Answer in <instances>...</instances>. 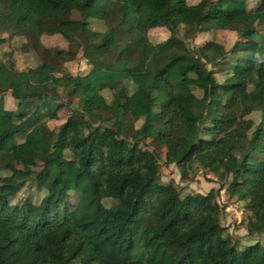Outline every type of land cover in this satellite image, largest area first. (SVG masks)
<instances>
[{"label": "trees", "instance_id": "1", "mask_svg": "<svg viewBox=\"0 0 264 264\" xmlns=\"http://www.w3.org/2000/svg\"><path fill=\"white\" fill-rule=\"evenodd\" d=\"M71 12L77 21L56 25ZM10 17L37 50L42 35L84 34L88 20L111 26L101 44L81 45L88 71L28 69L38 91H12L13 111L14 70L0 63V264H264V33L254 27L264 0H0V29ZM180 27L231 30L236 41L189 46ZM153 29L168 37L153 43ZM63 108L82 121L50 129ZM28 138L50 183L17 201L34 178L15 163ZM150 146L181 178L198 167L219 189L181 195L161 183ZM222 189L247 214L244 246L220 224Z\"/></svg>", "mask_w": 264, "mask_h": 264}, {"label": "rangeland", "instance_id": "2", "mask_svg": "<svg viewBox=\"0 0 264 264\" xmlns=\"http://www.w3.org/2000/svg\"><path fill=\"white\" fill-rule=\"evenodd\" d=\"M187 1L189 3H196L199 0ZM253 3L250 2L249 4L252 5ZM78 19L79 15L76 12L64 13L58 17L56 25L65 21H77ZM13 24V17L6 18L2 21V25L9 27V29H0V39L4 40L0 46V63H4L13 68L15 78L12 89H8L5 93L4 100L7 111H13L16 107V101L12 95V91L17 96L38 91V87L29 82L27 70L37 67L42 62H48L60 72L71 75H78L88 71L89 68L80 51L81 45L83 43L101 44L105 32L111 26L109 22L88 20L87 31L84 34L74 30L68 32L65 36L59 34L42 35L40 37V44L43 48L37 50L27 37L16 33ZM254 27L258 32L264 33V18L258 20ZM187 32L186 29L180 27L179 36L189 46H199L207 42H214L228 50L236 41V35L231 30L205 29L193 33V35L191 33L186 34ZM148 34L153 43L162 42L168 37V33L162 29H153ZM57 51L66 53L67 55L65 57L68 61L58 63L54 58V54ZM0 87H6V84H0ZM65 93V87L59 85L55 95H58L61 101L64 102ZM72 116L74 121H82L80 114H73L72 108H63L58 113V119L48 122V126L50 129H56L66 119ZM254 117L257 118V115ZM33 148L32 141L28 138L25 145L15 152L16 166L24 171H32L34 176L17 194L15 197L17 201H22L27 195H33L34 200L39 199L42 193L36 190L35 185L48 186L50 183L46 179V172L43 170L41 164L34 158ZM148 149L156 156L160 169V182L175 184L180 189L181 195L187 193L206 195L211 189L214 191L219 189V183L215 176L206 173L198 167H193L194 169L192 168L189 171L186 178H181L180 168L165 163V150L163 148L150 146ZM77 197L75 194L72 200L75 201ZM217 202L222 208L219 216L220 224L226 229L228 235L233 240H238L243 246L250 242L251 238L248 237L245 228L247 214L244 212L243 204L235 201L233 198H228L224 193V189L218 191ZM105 203L109 204L110 202L105 201ZM259 240L264 242V235Z\"/></svg>", "mask_w": 264, "mask_h": 264}]
</instances>
